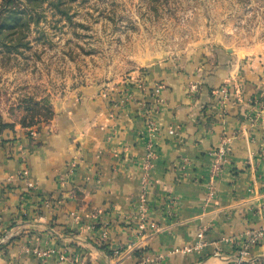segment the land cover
Wrapping results in <instances>:
<instances>
[{"label":"crops","instance_id":"crops-1","mask_svg":"<svg viewBox=\"0 0 264 264\" xmlns=\"http://www.w3.org/2000/svg\"><path fill=\"white\" fill-rule=\"evenodd\" d=\"M260 100V58L204 50L71 99L35 131L3 130L0 264H231L240 242L225 239L264 227V106L261 121L252 122ZM143 102L156 131L145 125ZM235 133L208 199L211 152ZM148 145L155 156L140 230ZM199 227L204 246L176 252L194 245ZM36 250L51 253L40 258ZM249 252L264 264V237Z\"/></svg>","mask_w":264,"mask_h":264},{"label":"rangeland","instance_id":"rangeland-1","mask_svg":"<svg viewBox=\"0 0 264 264\" xmlns=\"http://www.w3.org/2000/svg\"><path fill=\"white\" fill-rule=\"evenodd\" d=\"M13 2L20 19L0 28V131H35L67 101L163 59L221 50L264 64V0Z\"/></svg>","mask_w":264,"mask_h":264},{"label":"built area","instance_id":"built-area-1","mask_svg":"<svg viewBox=\"0 0 264 264\" xmlns=\"http://www.w3.org/2000/svg\"><path fill=\"white\" fill-rule=\"evenodd\" d=\"M160 89L161 86L160 85H156L153 89V96L155 97V101L157 103L160 102ZM222 95L224 96V98H226L227 96V91L226 89H222L221 90ZM260 109L257 112V114H255V118L252 119L253 125L256 124L258 125V123L261 121V113L263 112V106H264V101L260 100L258 102ZM140 107L142 108L141 110V115L143 116V118L145 119V125L148 129L152 130V131H156V122L154 121V119L152 118V108L147 107V105L145 104V102L140 103ZM239 137V134H233L232 136H225L222 138V140L220 141L218 147L211 152V163L209 165L208 168V176H207V183L205 186V192L207 194L208 199L213 198L214 196V192H215V182L216 180L219 178L220 173L225 165L226 162V156L227 153L229 152V146L232 142V140L236 139ZM155 154L154 151L152 149L151 145L147 146V151H146V161H145V165L143 167L144 171L143 174L141 176L142 179V183L145 186V188H143L142 193L139 196V204L137 206L138 210H139V216H140V220L141 222L139 223V229L143 230L145 225H144V221L146 220V211L148 210V204L146 202V193H147V189L146 186L149 184V168H150V161L154 158ZM21 177L24 178L25 180H27L28 177V172L27 170H24L21 174ZM27 187L31 188L33 186V184L28 180L26 182ZM264 207V206H263ZM7 236L5 235L1 240H0V244L4 242L5 238ZM264 237V227H261L259 229L256 230H250L245 232L243 235L241 236H236V237H231V238H226L225 241L229 242L230 244L236 243V242H240V248L237 249L236 255L233 258V261L231 264H262L260 263L257 258L253 257L250 255V248L259 243L260 240H262ZM204 229L199 227L197 229V233H196V241L194 243L193 246H185L182 248H177L175 249L176 252H181V253H189L195 250H199L204 246ZM37 255L40 258H46L50 255L51 252L45 250V251H38L36 250ZM117 252L115 251V254ZM215 255H218L217 253ZM61 258V257H60ZM63 259V258H61Z\"/></svg>","mask_w":264,"mask_h":264},{"label":"trees","instance_id":"trees-1","mask_svg":"<svg viewBox=\"0 0 264 264\" xmlns=\"http://www.w3.org/2000/svg\"><path fill=\"white\" fill-rule=\"evenodd\" d=\"M0 28H9L12 26L11 21L19 20L15 6H10L9 4L14 0H0ZM3 131V130H2ZM0 131V133L2 132Z\"/></svg>","mask_w":264,"mask_h":264}]
</instances>
